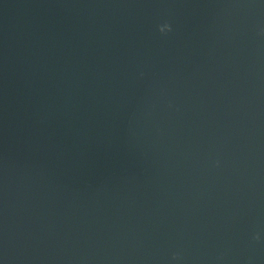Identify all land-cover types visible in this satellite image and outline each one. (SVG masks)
Here are the masks:
<instances>
[{"label":"water","instance_id":"water-1","mask_svg":"<svg viewBox=\"0 0 264 264\" xmlns=\"http://www.w3.org/2000/svg\"><path fill=\"white\" fill-rule=\"evenodd\" d=\"M0 264H264V0H0Z\"/></svg>","mask_w":264,"mask_h":264},{"label":"clouds","instance_id":"clouds-1","mask_svg":"<svg viewBox=\"0 0 264 264\" xmlns=\"http://www.w3.org/2000/svg\"><path fill=\"white\" fill-rule=\"evenodd\" d=\"M167 26H168L167 29L171 30V26L170 25H167ZM161 31H164V30H162V27H161Z\"/></svg>","mask_w":264,"mask_h":264}]
</instances>
